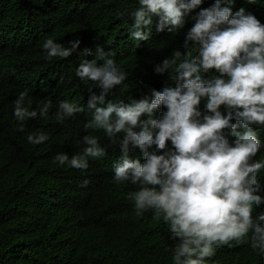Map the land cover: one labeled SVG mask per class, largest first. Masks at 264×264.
<instances>
[{"label": "clouds", "instance_id": "obj_1", "mask_svg": "<svg viewBox=\"0 0 264 264\" xmlns=\"http://www.w3.org/2000/svg\"><path fill=\"white\" fill-rule=\"evenodd\" d=\"M137 3L128 14V33L134 41H145L154 17L157 32L179 30L203 0ZM233 3L213 0L191 17L194 23L183 43L186 53L175 50L153 68L157 74L169 73L175 86L151 89L150 96L130 103L106 101L128 72L100 47L95 59H81L75 75L93 82L99 94L90 90L86 107L91 118L83 123L87 134L81 150L54 158L59 165L85 170L90 158L105 155L98 137L88 130H101L118 141L121 154L107 172L116 183L136 187L126 198L137 216L151 210L162 219L175 241L173 264H210L207 258L216 248L247 241L264 259V144L254 130L264 128V23L243 7L233 11ZM79 44L74 40L65 46L49 37L41 45L42 54L48 61L67 58ZM91 54L84 49V55ZM210 72L215 74L205 78ZM12 103L20 132L30 118H47L52 106L44 100L32 108L27 89ZM159 106L165 110L158 112ZM82 111L84 106L65 99L55 118L62 121ZM46 140L42 131L27 134L33 145ZM87 183L82 181V186Z\"/></svg>", "mask_w": 264, "mask_h": 264}, {"label": "trees", "instance_id": "obj_2", "mask_svg": "<svg viewBox=\"0 0 264 264\" xmlns=\"http://www.w3.org/2000/svg\"><path fill=\"white\" fill-rule=\"evenodd\" d=\"M212 2L203 0L184 26L172 32H157L154 17L149 39L134 41L128 14L138 7L137 0H0V264H173L175 241L162 219L151 210L137 216L126 198L136 187L116 183L107 172L121 154L118 141L101 130H88L98 137L105 155L90 158L85 170L59 165L54 158L81 150L87 134L83 123L91 118L86 107L90 90L99 94L93 82L75 75L81 59H95L100 47L128 72L106 101L130 103L150 96L151 89L174 87L169 73H155L154 65L175 50L186 53L183 43L194 23L191 17ZM231 7H243L264 23V0H234ZM49 37L65 46L74 40L80 44L69 57L48 61L41 45ZM84 49L92 54L84 55ZM25 89L32 108L44 100L52 106L47 118H30L20 132L12 101ZM65 99L84 111L57 121L58 104ZM199 107L203 112L204 100ZM254 130L264 144V128ZM36 131L45 132L48 140L29 143L27 134ZM207 259L210 264H264L250 241L216 248Z\"/></svg>", "mask_w": 264, "mask_h": 264}]
</instances>
